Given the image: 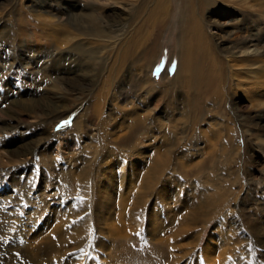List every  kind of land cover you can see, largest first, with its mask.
<instances>
[{
    "label": "bare ground",
    "instance_id": "obj_1",
    "mask_svg": "<svg viewBox=\"0 0 264 264\" xmlns=\"http://www.w3.org/2000/svg\"><path fill=\"white\" fill-rule=\"evenodd\" d=\"M92 1L103 6V17L88 13L90 7L76 15L53 3L58 7L53 20L11 23L9 32L29 44L24 30L30 26L33 52L43 50L55 82L63 81L60 97L40 94L36 100L35 107L44 110L37 116L40 126L54 128L55 120L47 121L58 103L67 105L64 112L71 108L77 115L71 130L60 136L43 130L14 154L34 153L45 174L60 181L54 193L36 200L29 185L16 186L10 206L0 207V226L7 230L1 235L24 241L10 246L3 241L0 248L21 254L13 264H113L117 255L111 247L145 235L155 251L160 249L165 264H254V258L264 263V255L251 256L258 247L264 250L260 230L244 225L256 241L250 245L235 238L229 222L244 190L246 169L238 153L240 130L249 125L229 109L228 90L249 96L252 89L264 87V61L244 55L259 40L247 38L248 23L235 19L240 15L236 8L246 12L248 0ZM123 3L128 18L107 20L105 8ZM225 8L231 15L222 13ZM227 16L234 25L240 23V31L216 38L221 24L212 19ZM250 24L264 35L263 20ZM169 29L170 36L175 33L174 52L156 81L151 71L162 53V32ZM90 124L96 134L88 144L82 142L83 159L74 154L57 169L52 158L37 153L51 138L60 143L84 140ZM216 156L229 189L218 190L213 200L207 192ZM11 163L6 166L16 169L27 162ZM37 175L38 169L33 180ZM199 183L201 194L194 187ZM92 236L97 250L90 246Z\"/></svg>",
    "mask_w": 264,
    "mask_h": 264
},
{
    "label": "rangeland",
    "instance_id": "obj_2",
    "mask_svg": "<svg viewBox=\"0 0 264 264\" xmlns=\"http://www.w3.org/2000/svg\"><path fill=\"white\" fill-rule=\"evenodd\" d=\"M259 2L263 5V11L258 10L260 7ZM53 3L61 4L60 10L61 8L69 9L71 14L76 13V15H79V10H83L84 7H90L88 13L94 16H104L103 6L95 4L92 0H0V172H2L0 180L3 181L0 186V207L10 206L11 197L17 192L16 186L18 184L22 183L29 185L32 191L31 198L36 200V198L46 192H49V194L54 193L60 181V179H57V176L51 180V178L45 174L43 166L41 168L39 167V158L35 156L34 153L21 158H16L14 154L18 151L22 153V147L25 145V141L31 139L34 134L40 133L43 130L46 131L47 135L54 136H60L64 134L62 132L71 130L77 113L71 111V108L69 112H64L63 110L67 108V105H64V107L63 104L58 103L57 106L60 105V108H58L57 113L55 112L47 121L51 122L55 120L54 128L51 129L50 126L45 125L40 126L39 120L41 118L37 116L44 110L35 107L36 100L39 99L40 94L53 98L60 97L62 93L60 88L63 87V81L61 83L55 82L56 79L51 69L52 67L47 63L49 59L42 53L44 52L42 49L40 54H38L39 52H33L34 50H32V48H36V46L30 36L32 35L30 26L25 27L24 30L28 32L27 36L31 41L30 44L27 43V41L20 42L12 32H9L12 26L11 23L21 18L28 19L39 17L43 20L46 19L45 21L53 20L58 14V7L54 6ZM247 4L249 8L246 12H240L238 10L239 8H236L240 15L236 16L235 19L238 21L242 19L244 22L248 23L249 30L245 33L246 37L251 38L252 41L259 40L258 42L260 45L249 48L244 55L250 58L259 56L264 61V35L259 36L255 25L250 24L253 20L258 19L264 22V0H248ZM123 7H125L124 3L120 7L116 6L112 7V9L111 7L110 9L109 7L105 8L110 15L107 20H110V18L116 19V21L127 19L129 13L123 10ZM85 10L87 11V9ZM222 13L231 15L226 8ZM228 17L229 16L216 17L212 19L218 24H221L219 31L215 35L216 38L223 37L229 32L240 31V26H237L240 23L234 25L233 21H229L232 19H228ZM262 29L264 31V25ZM170 31L171 29L162 32V53L152 67L151 76L156 81L160 79L162 67L166 65L167 60L172 56V51L174 52L173 42L175 33L173 32L172 36H170ZM258 42H254L253 45ZM227 45L228 44H225L224 46ZM27 49L29 50L27 51ZM241 53H243V51H237L236 56H242ZM172 68L173 65L170 67L169 76L172 75ZM41 77H46V79L40 80ZM250 81L254 85L255 80L253 79ZM228 93L229 109L235 112L237 116L245 119L249 125V128L246 127L240 130L242 142L240 143L241 149L238 153V159L240 158L241 164L245 166L246 169L242 171L245 176L243 178L244 190L239 196L237 208L232 215L233 220L229 222L232 223L235 238H240L244 243H249L251 240H254L251 238L250 228L244 226L246 224L247 226L249 225L259 229L260 235L257 234L258 241L264 242V87L252 89L249 91V96H245L241 94L240 90L233 88L228 90ZM251 96H253V98H251ZM47 100L50 99L47 98ZM51 100L55 101V99ZM85 104L86 102L83 101L82 106ZM52 112L53 111H51V113ZM88 128L84 140L80 142L69 141L68 143H60V141H57L58 139L56 140L53 138L52 140L51 138L50 141L48 140L44 143V146L40 147L37 153L39 155L42 153L52 158L53 162L58 165L57 169L61 168L64 163H67L74 154H80L79 158L81 160L84 158V156H82L83 154L79 151L82 149V142L88 144L91 136H95L96 134V127L90 124ZM69 139L72 140L73 138L69 137ZM220 151L221 147L218 148L217 154H220ZM216 158L217 161H213V165H211L216 171L214 175L211 173L209 177V184L211 187L210 191L207 192L208 196L214 195L213 200L218 199L216 198L218 190L226 191L229 189L228 182L225 178L226 176L223 175L225 172L223 170L224 165L221 163L222 160L217 156ZM16 160H24L27 163L25 165H19V168L17 167L16 169L11 166H6L12 164L11 162ZM33 162L35 163L33 164ZM37 169L38 175L36 180H33V176ZM58 171L60 172V170ZM50 181H53L52 184H50ZM199 184H195L194 187L195 190L201 194L203 189H201L202 185ZM206 186L207 183L205 181V188ZM190 189H192V187ZM21 200L22 203L26 201L25 197H22ZM35 205L36 204H34V206ZM214 221L210 223V228L212 224H214ZM1 226H3L2 229ZM1 226L0 242H6V246L15 243H23V237H18L17 235H15L16 237L13 236L7 239L3 238L1 234L7 232V230L4 228V224H1ZM209 231L210 229H207L205 235H207ZM92 238H94V236H92ZM94 240L95 238L91 240L90 246L97 250V245L95 244L93 246ZM105 244L108 243L106 242ZM251 244L253 243L250 242V245ZM258 248L256 253H251L252 257H262L264 255L263 248ZM0 249L2 250H0V258L3 259V264H13V259H15L14 256H16V258H20L21 256L18 252H15L16 254L14 255L13 251L12 255H9L8 252L6 253V249L3 246ZM111 252L113 254L115 253L118 257V259L116 257V261L113 262V264H165L163 262L164 256L161 255L160 249L159 252L155 251L145 235H141L138 239L134 238L125 242L123 241L121 244H115V246L111 247ZM76 255L79 256L80 254ZM9 259H11V261H9ZM246 259L248 260V258ZM254 260H256L254 264H264L258 262L257 258H254Z\"/></svg>",
    "mask_w": 264,
    "mask_h": 264
}]
</instances>
